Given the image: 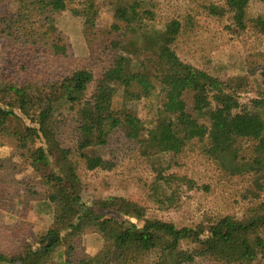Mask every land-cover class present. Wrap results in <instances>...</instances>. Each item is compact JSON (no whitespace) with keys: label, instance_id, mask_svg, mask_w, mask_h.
Here are the masks:
<instances>
[{"label":"trees","instance_id":"1","mask_svg":"<svg viewBox=\"0 0 264 264\" xmlns=\"http://www.w3.org/2000/svg\"><path fill=\"white\" fill-rule=\"evenodd\" d=\"M75 2L89 10L101 5L113 13L114 39L100 51L105 66L97 77L83 68L44 79L32 71L35 57L64 56L58 20ZM253 2L264 0H205L203 8L208 17L226 19L237 30L253 25L264 34V14L254 18L249 13ZM160 11L157 0H0V39L5 47L0 138L11 140L40 178L45 198L39 206L53 218L46 232L26 241L17 253L0 252V264H45L57 254L60 262L69 264L76 253L74 241L88 233L101 237L102 256L84 254L73 259L75 264L264 260V197L242 217H212L207 223L179 228L148 217V208L138 201L109 196L95 203L99 211L126 218L120 221L98 215L80 196L81 164L89 170L112 169L102 158L103 141L120 128L140 127L143 120L149 124L148 132L137 141L134 154L147 163L186 154L200 157L224 176L250 175L255 185L264 180V98L252 101L251 107L243 105L239 92L248 83L247 75L229 85L182 61L176 51L182 18L161 16ZM187 21L194 20L188 15ZM258 66L264 84V59ZM64 105L80 120L75 150L64 148L57 138V113ZM239 140L254 143L252 159L239 160ZM179 185L178 175L158 173L150 196L162 206L167 200L174 202ZM172 186L176 189L168 199L166 190Z\"/></svg>","mask_w":264,"mask_h":264},{"label":"rangeland","instance_id":"2","mask_svg":"<svg viewBox=\"0 0 264 264\" xmlns=\"http://www.w3.org/2000/svg\"><path fill=\"white\" fill-rule=\"evenodd\" d=\"M157 3L161 4V16L179 15L182 18L183 33L176 45L182 61L209 72L229 85H234L238 76L247 75L248 83L239 92V101L243 105L251 107L252 101L264 98L262 70L258 66L264 59L263 33L253 25L240 31L226 19L217 21L208 17L203 8L205 0H157ZM249 13L254 18L264 14V3H251ZM188 15L194 20L192 24L187 21ZM58 21L59 31L65 38L64 56L55 59L47 53H40L35 57L32 71L48 79L85 68L97 77L105 66L100 51L110 46L114 39L112 11L101 5L89 10L75 2L59 16ZM4 48L0 39V68L4 65ZM93 90L94 84L90 86L88 96ZM186 98L191 103V96ZM57 118L60 144L75 150L80 142L79 117L64 105ZM148 128L149 124L143 120L140 127L120 128L103 141L100 147L102 158L111 162L112 169L98 167L89 170L81 164L79 193L83 202L98 215L126 221L116 213L102 212L95 206L99 199L119 196L145 205L148 217L173 222L179 228L192 227L207 223L212 217H242L249 206L264 197V180L255 185L256 179L250 175L224 176L197 156L166 155L156 164L138 158L134 150L137 141L147 135ZM253 147L252 141L239 140L236 143L239 160L245 162L252 159ZM158 173H174L181 180L177 200H167L168 204L163 206L157 204L149 192ZM176 186L166 190L168 199ZM44 198L45 189L40 178L21 156V151L11 140L0 138L1 253H17L26 241L36 239L51 227L52 215L39 206ZM137 224L141 225L140 222ZM74 245L76 253L69 264H75L73 259L84 254L98 259L102 256L103 242L98 234H85L75 240ZM183 247L187 248L186 245ZM62 249L64 251L65 248ZM57 257L48 259L45 264H63ZM193 264L214 263L197 260ZM256 264H264V260Z\"/></svg>","mask_w":264,"mask_h":264}]
</instances>
